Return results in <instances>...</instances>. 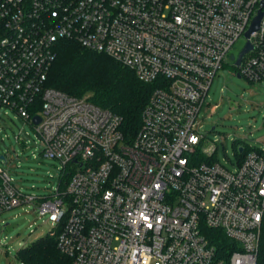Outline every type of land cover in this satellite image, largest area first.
Masks as SVG:
<instances>
[{"label": "built area", "instance_id": "1", "mask_svg": "<svg viewBox=\"0 0 264 264\" xmlns=\"http://www.w3.org/2000/svg\"><path fill=\"white\" fill-rule=\"evenodd\" d=\"M262 1L0 0V124L14 111L44 155L61 162L39 213L70 264H256L264 151L229 169L213 159L199 116ZM60 40L155 84L134 139L119 115L47 85ZM250 42L234 73L263 81L264 17ZM35 199L0 164V215ZM208 231H222L231 246L219 250Z\"/></svg>", "mask_w": 264, "mask_h": 264}, {"label": "rangeland", "instance_id": "2", "mask_svg": "<svg viewBox=\"0 0 264 264\" xmlns=\"http://www.w3.org/2000/svg\"><path fill=\"white\" fill-rule=\"evenodd\" d=\"M241 38L215 76L199 116V131L216 148L214 160L231 170L238 167L241 145L264 151V80L253 82L234 73V58L244 47ZM233 56V57H232ZM218 109L213 111L212 108ZM0 124V164L19 189L36 199L0 215V264H23L17 254L38 238L53 233L48 216L39 213L41 200L58 186L61 162L44 155L41 139L30 123L14 111Z\"/></svg>", "mask_w": 264, "mask_h": 264}, {"label": "trees", "instance_id": "3", "mask_svg": "<svg viewBox=\"0 0 264 264\" xmlns=\"http://www.w3.org/2000/svg\"><path fill=\"white\" fill-rule=\"evenodd\" d=\"M236 69L233 65V70ZM47 85L75 97H86L119 115L127 141L134 139L140 131L143 111L155 89V84L142 82L132 69L109 55L85 48L73 40L57 43L56 59ZM241 146L244 151H237L239 158L252 150ZM207 234H213L212 240L219 250L231 246L222 231H208ZM57 235L46 234L23 247L17 254L19 260L24 264H70V259L58 248ZM256 264H264V218Z\"/></svg>", "mask_w": 264, "mask_h": 264}, {"label": "water", "instance_id": "4", "mask_svg": "<svg viewBox=\"0 0 264 264\" xmlns=\"http://www.w3.org/2000/svg\"><path fill=\"white\" fill-rule=\"evenodd\" d=\"M264 0L261 2V9L258 11V14L254 17L253 21L251 22V25L247 32L245 33V38L247 39V42L245 43L244 47L240 50L236 61H235V66L239 67L241 65V62L244 58V56L251 52L253 50V45L250 42L251 35L255 32H257L260 28L262 19L264 17ZM239 78H241L240 75H237ZM35 123L38 124L40 123L41 119L40 117L35 118ZM244 147H239V152L243 153ZM0 159H4V156H1Z\"/></svg>", "mask_w": 264, "mask_h": 264}]
</instances>
